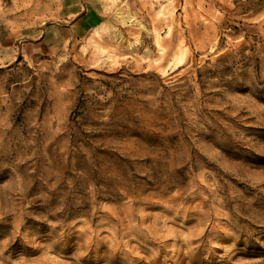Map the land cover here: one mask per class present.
Listing matches in <instances>:
<instances>
[{
  "label": "rangeland",
  "instance_id": "374dc122",
  "mask_svg": "<svg viewBox=\"0 0 264 264\" xmlns=\"http://www.w3.org/2000/svg\"><path fill=\"white\" fill-rule=\"evenodd\" d=\"M0 264H264V0H0Z\"/></svg>",
  "mask_w": 264,
  "mask_h": 264
}]
</instances>
